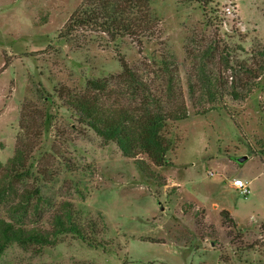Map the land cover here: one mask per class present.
<instances>
[{"label": "rangeland", "instance_id": "1", "mask_svg": "<svg viewBox=\"0 0 264 264\" xmlns=\"http://www.w3.org/2000/svg\"><path fill=\"white\" fill-rule=\"evenodd\" d=\"M81 2L0 0V164L19 154L25 175L0 199V220L49 231L70 213L86 239L11 243L0 264H264V0H150L143 38L85 31L66 40ZM226 5L235 10L228 30ZM119 60L137 79L133 89ZM247 82L256 83L248 94ZM72 95L186 117L166 118L169 151L156 166L98 136ZM237 179L247 195L232 186ZM7 183L0 171V187Z\"/></svg>", "mask_w": 264, "mask_h": 264}, {"label": "trees", "instance_id": "2", "mask_svg": "<svg viewBox=\"0 0 264 264\" xmlns=\"http://www.w3.org/2000/svg\"><path fill=\"white\" fill-rule=\"evenodd\" d=\"M149 1L82 0L64 26L62 31L64 35L61 37L72 40L77 37L79 32L89 31L105 35L110 40L124 37L143 38L149 34L148 25L152 21L148 15ZM259 54L264 57V51ZM119 61L122 71L129 79L126 81L127 87H130L129 90L133 89L134 84L138 85L137 79L132 75L125 61ZM259 68L264 71L263 66ZM244 75L249 77L254 75V72L244 68ZM255 79L257 80L259 77L256 76ZM244 85L246 94H248L256 86V83L252 85L247 82ZM90 88L97 93L109 95L105 83L93 81L90 82ZM232 95L235 99L239 98L235 91ZM98 99L97 95L92 98L72 95L68 102L83 123L87 124L104 141L116 143L124 156L135 158L142 153L156 166H162L165 163V155L169 151V144L161 134L165 127L166 118L179 120L185 118L186 113L180 110L171 111L167 114L160 110L153 112L146 106L147 104L141 106L140 109H114L103 105ZM20 158V155L16 154L6 166L0 164V171L4 172V180L8 181L6 186L0 187V199H3L8 192H13V182H21L25 177V175L17 173V167L21 163ZM135 163L141 172L148 176L152 175L142 160L137 159ZM27 174L28 171H26ZM36 194L40 196L38 190ZM29 196L27 194L25 200L15 209V213H18L16 219L20 221L29 206ZM223 213L228 214L227 211ZM19 220L17 221L19 222ZM15 221L0 220V255L11 243H17L20 246L53 245L57 238L63 234H72L80 240H86L70 213L64 217H56L53 229L49 231H41L36 228L29 229L17 222L15 223Z\"/></svg>", "mask_w": 264, "mask_h": 264}, {"label": "built area", "instance_id": "3", "mask_svg": "<svg viewBox=\"0 0 264 264\" xmlns=\"http://www.w3.org/2000/svg\"><path fill=\"white\" fill-rule=\"evenodd\" d=\"M221 17V27L225 30H228L230 23L233 22L235 18V10L233 5L224 6L222 8ZM232 186L243 195H247L249 193L247 184L241 179L232 181Z\"/></svg>", "mask_w": 264, "mask_h": 264}, {"label": "water", "instance_id": "4", "mask_svg": "<svg viewBox=\"0 0 264 264\" xmlns=\"http://www.w3.org/2000/svg\"><path fill=\"white\" fill-rule=\"evenodd\" d=\"M246 160H247V157H246V156L240 157V158L238 159L239 163H243V162H245Z\"/></svg>", "mask_w": 264, "mask_h": 264}]
</instances>
